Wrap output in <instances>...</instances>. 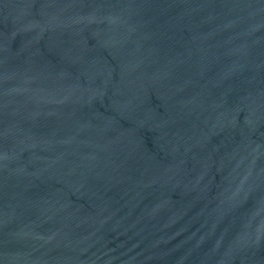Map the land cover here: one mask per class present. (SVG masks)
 I'll list each match as a JSON object with an SVG mask.
<instances>
[{"label":"water","instance_id":"95a60500","mask_svg":"<svg viewBox=\"0 0 264 264\" xmlns=\"http://www.w3.org/2000/svg\"><path fill=\"white\" fill-rule=\"evenodd\" d=\"M0 264H264V0H0Z\"/></svg>","mask_w":264,"mask_h":264}]
</instances>
